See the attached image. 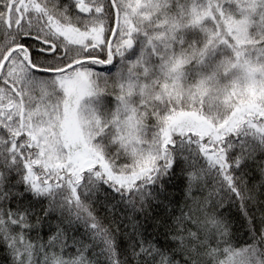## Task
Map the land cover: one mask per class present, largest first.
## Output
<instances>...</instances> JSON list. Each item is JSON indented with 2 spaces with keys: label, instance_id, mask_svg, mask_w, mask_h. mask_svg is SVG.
Returning a JSON list of instances; mask_svg holds the SVG:
<instances>
[{
  "label": "snow or ice",
  "instance_id": "obj_1",
  "mask_svg": "<svg viewBox=\"0 0 264 264\" xmlns=\"http://www.w3.org/2000/svg\"><path fill=\"white\" fill-rule=\"evenodd\" d=\"M0 264H264V0H0Z\"/></svg>",
  "mask_w": 264,
  "mask_h": 264
}]
</instances>
